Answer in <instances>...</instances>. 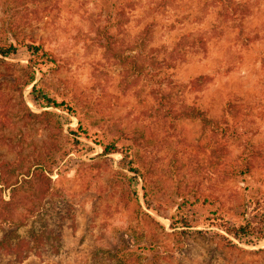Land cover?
I'll list each match as a JSON object with an SVG mask.
<instances>
[{"label":"rangeland","instance_id":"1","mask_svg":"<svg viewBox=\"0 0 264 264\" xmlns=\"http://www.w3.org/2000/svg\"><path fill=\"white\" fill-rule=\"evenodd\" d=\"M139 2L0 0V46L35 40L56 59L27 84L25 47L0 54V264H99L124 244L146 245L134 264H264V49L252 47L264 24H245L261 0H201L195 21L212 8L216 22L202 36L178 35L170 50L152 46L154 19L136 22L151 24L146 42L133 35ZM151 3L149 16L175 6ZM63 12L83 26L61 24ZM38 80L73 111L36 104ZM191 108L251 136L230 140L181 115ZM79 121L120 151L103 154L85 137L75 145L67 128ZM247 223L261 235L226 229Z\"/></svg>","mask_w":264,"mask_h":264},{"label":"trees","instance_id":"2","mask_svg":"<svg viewBox=\"0 0 264 264\" xmlns=\"http://www.w3.org/2000/svg\"><path fill=\"white\" fill-rule=\"evenodd\" d=\"M112 1V0H107ZM215 2L222 1L224 3H232V0H213ZM215 2H213L215 4ZM241 11L243 13H246L247 10V3H240L237 2L235 4V7H240ZM220 14H226L225 12H221ZM205 33L203 32H196L198 36H202ZM136 34H139V39H144L145 36V42L149 37V34H152V26L151 24H146L142 30L138 31ZM142 41V40H141ZM137 42V41H136ZM25 47L26 51L28 52V60L26 64V68L30 70V75L28 79L26 80V83H32L34 79L36 78V73H40L42 76L45 73V69H49V66L51 67L53 64H55L56 59L52 56L51 52H49L41 43H36L35 40H15L14 42H10L8 45L0 46V54L3 56H8L15 54L19 48ZM48 67V68H47ZM31 95L33 100L36 104H38L40 107H55L58 109H64V110H71L69 106L65 104L63 100H57L51 94L45 90V88L42 86L40 80L33 83L31 87ZM181 115L187 116V117H197L202 118L206 122L211 124L212 129H220V132L224 134L228 139L230 140H245L250 138L251 132L244 128L241 125H238L236 123L228 124L225 123L224 125H221L218 121H212L211 118L207 117L201 110L191 108L189 110L182 109ZM68 134L73 136V142L75 145H80L81 140L80 138H91L93 142L100 145L102 147L103 154H109L112 152L120 151L118 150V147H116L113 143L102 141L101 139H97L93 137L91 134L88 133L87 126L82 123L81 121L78 122L77 126H69L67 128ZM62 157V156H61ZM61 159H51L46 161L48 162L49 167L48 170L51 171L53 166H55L57 163H59ZM18 166V165H17ZM16 167V166H15ZM132 171L135 170V168H130ZM20 174L18 173V176ZM22 179V178H21ZM39 195V193H38ZM29 200V195L25 194L22 195L19 201L20 208L24 209V211L27 209V202ZM1 202L0 204H2ZM9 203H5V205H1L2 207L8 206ZM29 210H32L33 208H28ZM2 213V212H0ZM262 219V218H261ZM227 231L233 233L235 237H241L242 235H261L256 234L255 230L253 229V226L250 223L247 224H238V225H232L230 228H226ZM30 237L33 238L34 243L37 241V235H42L43 231L38 230L37 232L32 233V231L29 232ZM10 235V234H9ZM8 235V236H9ZM262 237V236H257ZM6 240V239H5ZM16 244V243H15ZM35 245V246H34ZM30 244V248H34V250H38V244ZM146 248V245L143 246H136L130 245V244H124L122 247L118 246L113 248V250L107 249L106 251H102L106 253L105 260H102L99 264H134L133 259L137 260L139 258V255L143 252H138L137 255L132 254L134 250H144ZM33 250V251H34ZM95 255V253H94ZM90 264H97L96 262H91Z\"/></svg>","mask_w":264,"mask_h":264},{"label":"clouds","instance_id":"3","mask_svg":"<svg viewBox=\"0 0 264 264\" xmlns=\"http://www.w3.org/2000/svg\"><path fill=\"white\" fill-rule=\"evenodd\" d=\"M65 3H68L69 0H64ZM74 3L75 0H72ZM201 3V0H175V6H169L165 11L155 13L154 16L147 15L154 5L151 3V0H140L139 5L130 11V27L133 29V35L142 30L143 23L137 25V21H151L154 19L158 26V31L155 34V39L153 41V47H159L161 45L168 46L169 50L175 42V38L178 35L184 34L186 31H210L212 23L216 22L215 12L216 9L210 8L208 13L203 16V19L200 22H196L194 17L196 15H201L199 12L198 5ZM89 10H92V5H88ZM253 15L248 16L245 20L247 28L251 29H260V26L264 24V0H261L260 11L257 12V9L254 7L252 9ZM191 13L190 19L185 21L183 17ZM61 24H65L66 21L63 17H69L72 24L83 26L80 15H71L68 12H63ZM181 19L182 23L176 24L177 19ZM176 24L175 28H169L170 25ZM260 34L264 36V31H261ZM234 35V33H233ZM227 41L221 39V43H226ZM252 47L257 49H264V40H257L253 42ZM83 52V48L80 49ZM81 84H87L89 82L88 76L83 75L80 78ZM253 81V85H255ZM261 132H264V126L261 127Z\"/></svg>","mask_w":264,"mask_h":264}]
</instances>
